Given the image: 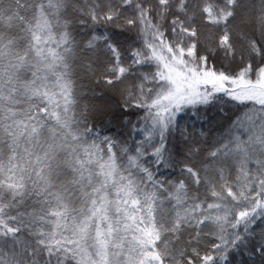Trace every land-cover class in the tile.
Wrapping results in <instances>:
<instances>
[{"label": "snow or ice", "instance_id": "6c2138e0", "mask_svg": "<svg viewBox=\"0 0 264 264\" xmlns=\"http://www.w3.org/2000/svg\"><path fill=\"white\" fill-rule=\"evenodd\" d=\"M0 264H264V0H0Z\"/></svg>", "mask_w": 264, "mask_h": 264}]
</instances>
